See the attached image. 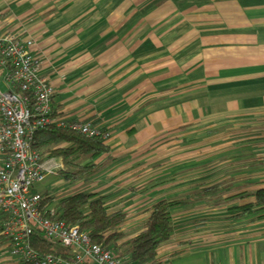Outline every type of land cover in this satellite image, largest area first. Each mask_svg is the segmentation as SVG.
<instances>
[{
    "label": "crops",
    "instance_id": "0c3cea01",
    "mask_svg": "<svg viewBox=\"0 0 264 264\" xmlns=\"http://www.w3.org/2000/svg\"><path fill=\"white\" fill-rule=\"evenodd\" d=\"M2 35L31 40L55 120L106 135L109 154L94 164L113 162L72 190L123 198L124 210H111L126 218L181 200L159 264H264V219L230 212L252 198L230 201L226 186L205 197L210 184L198 177L190 189L176 180L148 190L147 171L136 182L160 140L252 134L230 143L244 163L215 182L237 180L235 195L264 189V0H0ZM2 225L0 218V264H20Z\"/></svg>",
    "mask_w": 264,
    "mask_h": 264
},
{
    "label": "built area",
    "instance_id": "2783aa9c",
    "mask_svg": "<svg viewBox=\"0 0 264 264\" xmlns=\"http://www.w3.org/2000/svg\"><path fill=\"white\" fill-rule=\"evenodd\" d=\"M31 47L30 39L0 36V83L5 87L0 91V218L10 257L20 264H125L93 244L78 227L46 217L51 207L41 209V198L34 188L62 165L55 159H41L33 150L35 132L52 124L68 125L91 138L99 136V130L87 122L66 124L50 118L54 92L40 76ZM35 229L48 244L70 250L72 260L36 253L30 246Z\"/></svg>",
    "mask_w": 264,
    "mask_h": 264
},
{
    "label": "trees",
    "instance_id": "16d2710c",
    "mask_svg": "<svg viewBox=\"0 0 264 264\" xmlns=\"http://www.w3.org/2000/svg\"><path fill=\"white\" fill-rule=\"evenodd\" d=\"M55 117L51 108L50 118ZM104 135L99 131V136L89 138L80 135L71 126L58 127L52 124L35 132L32 148L41 159L61 161L62 169L49 177V180L60 181L65 187L79 184L88 186L113 162L108 159L103 164H94L99 157L109 154ZM37 186L34 190L40 195L41 209L51 207V212H48L46 217L78 227L88 235L93 244L113 253L125 264H159L158 249L173 235L171 211L184 205L181 200L155 203L148 210V216L139 232L129 237L121 229L126 222V215L122 210H111L105 197L85 192L64 196L58 200L54 197V192H39ZM217 192L218 189H213L205 195L213 196ZM242 197L252 198L253 201L232 209L230 212L235 213L234 217L264 219V189L251 194L241 193L228 200ZM30 246L42 257L50 255L65 261L72 260L70 250L58 244H48L39 229L33 230Z\"/></svg>",
    "mask_w": 264,
    "mask_h": 264
},
{
    "label": "rangeland",
    "instance_id": "374dc122",
    "mask_svg": "<svg viewBox=\"0 0 264 264\" xmlns=\"http://www.w3.org/2000/svg\"><path fill=\"white\" fill-rule=\"evenodd\" d=\"M0 91H4L1 84ZM219 135L220 133H216V135L213 136V139L200 136V138L197 139L191 137L190 140H188V138L172 141L163 139L156 142L150 147V150L147 152V168L144 169V163L142 165H139V168H142V170L138 172V175L136 176V182L139 181L138 178H140V174L143 177L142 179H144L146 177L145 171H147L148 181L146 182V184L148 190L157 188L158 186H160L161 182H165V184L168 183L167 186H171L173 185L172 183L176 180L180 182L178 184H181L182 189H190V186L195 187L197 185L196 183L193 185L194 180H189L198 177L196 180L201 178H204L205 181L208 180V184L210 185H207L205 187H210V189H208L207 191L210 192L213 189L217 190V188L220 189L223 186H226L223 189L228 190L229 197L235 196V194L238 193L237 190L240 189L235 187L237 185L235 183L238 182L237 180L230 179V181H227L226 183L218 186L217 184L219 183H216L215 181L221 175V173L224 174L230 172V178H232L236 174L235 170L241 167V164L244 163V161L242 160H237L245 157L240 155V152L237 150L235 145L236 141L238 139L241 140L243 138L246 139L248 137H251L252 134L236 136L235 134L230 133V136ZM232 142H234L235 144H230ZM246 157H249V155H246ZM49 179H47L44 184L38 185L37 190L39 192H54V197L58 200L64 196L66 197L70 196L71 194L86 192L84 191L83 187H81V189L79 190H76V188L72 190L71 187L63 186L60 181L53 182ZM189 182H191V185H189ZM200 184H198V190H201ZM198 192L199 191H197L196 193ZM162 197L163 196L159 197L158 199H161ZM205 197L210 196L206 195ZM175 198H173V200ZM210 200L211 198H202L201 201L209 202ZM122 202L123 198L120 199V197H116L115 199L113 198L112 200H110L107 204L109 205L110 209L113 206V208H116V205H118L120 209L122 207V210H124V206H121ZM139 211L141 210L135 212L131 211L132 213L127 215L128 218H126V224L121 228L122 231L125 232L129 237H132L139 232L142 221L148 214L147 210V212L144 211L142 213Z\"/></svg>",
    "mask_w": 264,
    "mask_h": 264
}]
</instances>
